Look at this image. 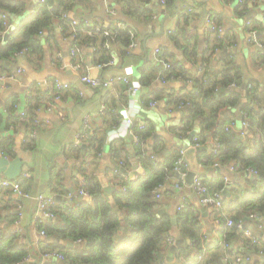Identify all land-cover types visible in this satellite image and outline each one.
I'll return each instance as SVG.
<instances>
[{
	"label": "crops",
	"instance_id": "0c3cea01",
	"mask_svg": "<svg viewBox=\"0 0 264 264\" xmlns=\"http://www.w3.org/2000/svg\"><path fill=\"white\" fill-rule=\"evenodd\" d=\"M25 1V7L19 14L9 16L13 28H17L23 19L29 17L33 11V5L37 4L34 0ZM48 1L45 0V2ZM115 2L114 0H89L86 4L79 2L72 9L70 8L67 18L78 21L81 33L93 35L101 32L105 37H113L114 30L117 29L114 25L121 22L124 25L121 32L127 34L126 36L131 39L127 46L115 42L114 38H107L102 41L100 47L99 38L95 44L77 46L78 52L76 55H71L72 25L69 35L64 37L62 34L63 25L58 19H54V31L49 40L47 39V29H44L40 34L44 47L43 56L30 54L24 57L25 49H22L19 53L21 56L16 62L5 61L3 63L6 69L0 74H14L17 67L23 69L16 76V80L7 82V88L0 96V140L2 137H10L13 140L11 154L3 152L0 146V179L19 180L22 189L30 196L25 198L8 189L0 190V232L2 235L15 232L18 212H22L21 230L18 238L26 245L28 254L24 260L17 264H45V262L47 264L55 260V258H43L42 254L45 252L38 253L40 242L49 237L41 234L43 230L39 228L40 223L46 224L57 219L37 221L36 197L53 195L55 198L59 196V200L68 196L74 197V195H79V190H83L80 187L85 179L97 176L101 180L104 190L107 187L112 188L110 192L105 190L108 198L111 199L115 190L122 192L125 190L121 188H125L123 182L126 179L135 180L145 175L144 152L145 150L148 153L153 151L157 141H161L164 145L159 151L149 153L154 164L165 161V158L176 148L180 150L179 157L182 158V163L179 165L182 172L173 169L169 178L162 183L160 197L155 195L159 203V212L166 211L175 218V210L180 204L194 205L203 224L206 242L217 241V244L215 246L214 244L205 245L202 250H199L193 247L189 238L179 241L178 229L172 228L168 233L167 240L161 245L159 256L154 264L176 263L181 248L189 249L188 254L193 256L197 253L203 254V258L197 264H228L229 261L233 264L232 258L235 255L247 258V261L243 262L244 264H262L260 261H258L259 263L255 261L260 259L264 262V252L246 250L247 246L242 240L226 243L222 239L220 228L215 229L210 221V216L205 215L199 198L187 186L188 184L183 178L189 170L188 164L183 160V145L188 143L194 146V135L191 137L190 133L187 137H181L174 132L182 124L184 105L181 107L180 105L169 106L165 96L178 93L186 94L193 88V83L179 77L162 79L158 72L151 86L148 87L154 95L149 102L153 101L156 104L149 105V102L141 101L142 87L141 92L135 95H132L129 89L124 93L125 83L123 81L115 82L108 90L93 88L80 82L79 75L86 74L105 79L121 76L127 72L130 80L129 85L131 83L140 84V70L146 64L145 62L148 60L158 62L154 50L159 48L161 51L162 48H166L174 54L176 59H181L184 67L191 74L199 76L202 72L199 70L198 63L206 47L213 44L207 43L205 40L208 38L214 41L215 39L213 34H210L212 32H209L206 19V16L210 15L211 19L219 22L218 24L223 27L224 35L232 37L229 45L222 40L220 48L215 51L210 63L211 68L215 67L214 64L218 57H223L231 52L234 61L241 68L244 79L242 85L232 84L231 88H236L244 94L246 87L251 88L249 82H253L259 90L264 92V0H248L242 5V2L238 0H177V10L184 8L189 15L186 32L188 34L196 33L199 39L196 51L189 50L188 55L176 48L170 39V35L175 33L179 25V13L169 9L166 2L131 0V6L124 5L123 8ZM109 7L113 8L116 13L110 14L107 10ZM202 12L205 13V16L201 15ZM5 34L3 33V35ZM49 43H52V47ZM132 43L133 45L130 46ZM193 45L192 43L189 47L191 48ZM110 61L112 63H109ZM74 63H79L80 67L74 68ZM52 80L53 82H51ZM56 82L67 83L68 87L58 90ZM244 83H246L245 88L243 87ZM146 89L147 87L144 91ZM37 91L41 93H38L41 100L36 97ZM5 93L14 96L17 94V102L12 107L15 116L17 115L20 120L9 121V111L5 107ZM31 96H34L33 104L36 102L40 104L41 111L35 112L38 122L20 117L27 111ZM56 96L58 97L56 98ZM114 99L118 101V105L114 107L113 114L118 115V119L115 124L106 129L103 148L97 153L91 151L83 153L88 148L87 141L84 140L81 145H75V137L77 133L86 131L83 129L84 119H87L90 125L88 131L93 132L100 128L105 115L107 116L108 104H115ZM242 101L241 99L236 106L240 108ZM48 107L51 110H47ZM225 112L235 117L229 123L235 125L237 134L243 135L245 133L243 124L246 123L245 114L240 110V117H237L230 108ZM160 114H165L168 118L163 122L164 131L159 130L156 122V117ZM123 115L131 116L138 123H142L143 128L145 121L150 120L154 127L151 137L142 139L133 127L129 133ZM155 133L160 136H154ZM211 137H214L212 131L207 140ZM119 138L126 142V153L125 159H120L117 163L109 143ZM27 141H31L33 147L25 145L24 143ZM133 143L138 144L140 148L138 154H135L132 148ZM83 144L86 145L84 148ZM205 145H208L209 148L202 150L206 151L205 154H197L198 170L196 171L201 174L204 180L221 177L224 182L231 180L232 184L230 183V185L245 186L256 175L246 171H229V167L234 166L232 163L221 162L218 166L212 165L213 162L208 160V154L215 145ZM75 146L79 147L81 151L77 150ZM202 158H206L207 161L203 163ZM24 173L28 175L24 176ZM177 184H183V187L178 189L176 188ZM230 185L226 184L224 191ZM79 197L88 200L91 198L90 195H79ZM224 197L225 201L227 196L224 194ZM56 200L59 201L57 198ZM114 209L120 213V209H117L116 206ZM239 221L242 226L237 230L238 233L251 242L250 238L245 235V231L249 230L256 238L255 243L264 247V213L247 214L242 216ZM124 227L125 224L122 221L120 229L122 230ZM168 238H174L175 243H170ZM60 239L64 242L61 245L66 248H70L66 245L68 242H80V245L73 246L74 248L83 245L81 240L65 241ZM179 247L181 248L179 249ZM58 260L69 264L65 259Z\"/></svg>",
	"mask_w": 264,
	"mask_h": 264
},
{
	"label": "trees",
	"instance_id": "16d2710c",
	"mask_svg": "<svg viewBox=\"0 0 264 264\" xmlns=\"http://www.w3.org/2000/svg\"><path fill=\"white\" fill-rule=\"evenodd\" d=\"M123 8L124 5L131 6V0H114ZM169 9L179 13V25L175 33L170 35L171 41L176 48L183 54H189V50L195 52L199 39L196 33L188 34L187 24L189 15L186 9L177 10V0H164ZM248 0H243L241 5ZM50 2V3H49ZM89 2V0H49L48 2L34 4L32 14L23 19L17 28L7 30V37L3 39L5 25L3 24L6 16L10 23L9 16L19 14L25 7V0H0V72L5 71L3 63L5 61L16 62L19 53L25 49L24 57L30 54H40L43 56L44 47L40 34L44 29L48 30L47 39L53 34L54 19H58L62 27V34L69 35L71 19L67 18V12L77 3ZM115 2V3H116ZM113 4H111L112 6ZM177 10V11H176ZM211 23L219 25L217 21L211 19ZM79 30L75 35V44L77 46L85 44H95L100 38V47L102 41L107 38H114L115 42H120L127 46L131 39L127 34L121 32L122 29H115L114 36H103L101 32L93 35H87ZM114 29V28H112ZM117 31V32H116ZM215 37L214 41L206 39L205 41L213 43L208 45L203 52L200 62L201 74H191L185 67L180 58L176 59L173 53L166 48H162L160 56L170 63V67L163 70L162 62L148 60L141 68L139 83L143 89L141 101L147 103L154 95L151 93L153 79L160 72L162 79L182 78L190 80L193 88L186 94H170L165 96L168 99L169 106L177 107L184 105V115L182 124L174 132L181 137H187L193 130L197 143H205L212 131L217 138L219 146L217 153L212 151L208 154V160L213 162L219 160L225 164L232 163L237 171H246L251 168L256 172L245 186L230 185V193L224 201V210L227 217L234 222H238L242 216L252 213H264V92L259 90L255 83L249 82L251 88L246 87L242 94L231 85H242L241 68L234 61L232 53H227L223 57H218L215 67L211 68L215 51L220 48L222 40L228 45L231 44L232 37L219 34L218 31L210 30ZM5 34V33H4ZM71 34V33H70ZM194 44L191 48L189 45ZM52 47V43H49ZM53 82V80L51 81ZM129 84H125L123 90L126 93ZM147 89L144 91V89ZM40 91H37L38 100ZM43 96V95H41ZM29 97V107L20 117L23 119L34 120L35 109L40 106L37 102L32 103ZM127 97V96H126ZM240 110L245 114L244 120L246 126L244 134L239 135L235 131L226 127L235 117L227 114L225 111L235 107L239 101ZM17 102V94L5 93V107L9 111V121L20 118L14 114L13 105ZM115 104L109 105L106 111L103 124L93 132L87 131L88 148L85 152L97 153L103 148L105 143V132L109 126L117 122L118 115H114V107H117L118 101L114 99ZM190 105H185L189 103ZM113 114V115H112ZM136 133L144 137H151L154 127L150 120H146L144 128L139 130L137 124L132 126ZM13 140L10 137H2L0 146L3 152L11 154ZM195 143V142H194ZM33 147L31 141L24 143ZM163 143L157 141L153 151H159L163 148ZM113 152L115 162L125 159L126 142L123 139H115L109 143ZM81 151L79 147L75 146ZM135 154L140 152L138 144H132ZM149 151V153H153ZM180 150L174 149L165 161L154 164L150 159V154L145 150V175L138 179H126L123 182L125 190H115L111 199L108 198L104 186L97 176H92L84 180L80 187L86 190L90 199H84L79 195L68 199L64 198L56 202L52 207L54 218L46 224L41 222L39 228L45 232L46 236H57L65 241L81 240L83 245L78 248H66L58 243H52L46 240L40 242L38 253L46 251H57L63 254L69 264H154L159 256L161 245L167 240L168 233L174 228L172 224L173 216L166 212H159V203L155 197V190L159 184H162L169 178L176 166V161L180 156ZM206 151L199 152L198 155L205 154ZM165 157V156H164ZM211 191L225 188L226 184L221 177L216 179L204 180ZM120 209L118 213L114 207ZM176 219L175 226L178 229L180 241L183 238H189L193 247L202 250L203 247L217 244V241L206 242V235L203 231V224L200 221L198 211L194 205H184L176 209L174 213ZM53 218V219H54ZM122 221L125 227L121 230ZM225 219H222L220 230L223 240L226 243L242 240L247 246L246 250L253 252H264V247L256 243H251L238 233L236 225L226 227ZM181 247H179L180 249ZM244 248H246L244 246ZM189 249L181 248L178 261L173 264H197V255L188 254ZM28 254L26 245L18 238V234L12 232L2 235L0 232V264H17L24 260ZM262 260H256L255 262ZM259 263V262H258ZM46 264V262H45ZM47 264H57L51 261ZM228 264H232L230 261Z\"/></svg>",
	"mask_w": 264,
	"mask_h": 264
},
{
	"label": "built area",
	"instance_id": "2783aa9c",
	"mask_svg": "<svg viewBox=\"0 0 264 264\" xmlns=\"http://www.w3.org/2000/svg\"><path fill=\"white\" fill-rule=\"evenodd\" d=\"M161 3H165L164 0H160ZM239 2H242V0H238ZM254 1V0H252ZM35 3H43L45 2V0H34ZM114 6V5H112ZM108 12L110 14H115L116 11L109 7ZM4 22L3 24L5 25V31L3 33H6L7 30H9V28L12 27V25L6 20V16L4 15ZM207 19V23L209 26L210 30H217L219 34L223 33V27L220 25H214L211 23V18L210 15L206 16ZM71 25H72V33L70 35V39H72V46L70 49V54L71 55H76V53L78 52V48L77 45L74 43L75 42V35L76 32L79 30L78 28V21L75 19L71 20ZM117 29H122L124 28V25L121 24V22H117L114 25ZM133 45L130 44V46ZM260 46L262 44H259ZM155 55L158 57V61L162 62L163 64V70H166L167 68L170 67V63L165 61L161 56H160V49L156 48L154 50ZM109 63H112L111 61ZM74 68H79L80 64L79 63H74L73 64ZM23 71L22 68L17 67L16 71L13 73H7V74H0V96L4 93L5 89L7 88V82L10 80H16V76H18L21 72ZM79 80L82 83H85L87 85H89L90 87L93 88H101L104 90H108L109 88H111L115 82L117 81H123L125 84H129L130 80H129V75L126 72L123 75H118V76H114V77H109V78H105V79H99V78H95V77H91L89 75L86 74H80L79 75ZM56 87L58 90L61 89H66L68 87L67 83H60V82H56ZM129 91L132 95H135L136 93H140L141 92V86L138 83H131L129 85ZM58 96H56L57 98ZM133 97V96H132ZM149 105H154L156 104V102H149ZM188 105H190V103H187ZM182 105H180L181 107ZM47 110H51L50 107L47 108ZM36 112L41 111V108L38 107L35 109ZM124 117V121L128 126L129 129V133L132 131V126L134 125V123H137L138 128H143V124L142 123H138L137 120H134L131 116L128 115H123ZM35 122H38V118L34 119ZM244 127L247 125L246 123L243 124ZM226 127L230 128L233 131L237 132V128L235 127V125L233 123H228L226 125ZM83 129H85L86 131H82L77 133L76 137H75V145H81L84 140L87 138V131L90 129V125L88 123L87 119H84L83 121ZM193 141L195 142L194 146H201V145H205V144H212L214 147L212 148V153L216 154L217 153V147L219 146V142L217 140L216 137H211L209 140H207L205 143H197V139L196 137H193ZM183 153V151H182ZM206 158H202V162H206ZM182 163V158L179 157L176 161V166L174 167V170H179V165ZM221 162L219 160H214L212 165L214 166H218ZM156 164V163H155ZM229 171H236L234 166H230L229 167ZM182 172V171H180ZM246 172L248 173H252V174H256V172L254 170H252L251 168H247ZM24 176H27V173L23 174ZM226 184L230 185V183L232 182L231 180H225ZM232 184V183H231ZM195 194L196 196L199 198V201L201 203V205L203 206V210L205 215H209L210 216V221L211 223L214 225L215 229L217 230L218 228H220V225L222 224V219H225V223L224 225L226 227H231L233 225H236L238 229H241V222H234L232 221L230 218L227 217V213L224 210V194L223 191L225 188L220 189V190H215V191H211L209 186L207 185V183L204 181V179L202 178L201 174L199 172H195L191 182L187 185ZM163 185L159 184L158 188L155 190V195L157 197H160L161 195V190H162ZM183 187V184H177L176 188L181 189ZM2 189H8L13 191L14 193H16L17 195L21 196V197H25L28 198L30 197L29 194L24 191L22 189L21 186V182L17 179H0V190ZM122 190H124L125 188H121ZM79 195L82 196H89V193L87 191L84 190H79L78 191ZM68 199L72 198V196H68ZM36 200V204H37V221H42V220H46V219H53L54 218V214L52 212V207L56 204L57 200L53 195H49L46 197L43 196H38L35 198ZM186 205V204H185ZM184 207V204H180L177 209H180ZM21 218H22V212L19 211L18 212V217L16 219V225H17V229L15 230V232L17 234L20 235V224H21ZM41 234L43 236L45 235L44 231H41ZM245 235L250 238L251 242L255 243L256 242V238L255 236L252 235V233L249 230L245 231ZM168 241L172 244L175 243L174 238H168ZM223 244V242H222ZM224 246H227L224 244ZM205 250V249H204ZM197 261H201V259L203 258V254L201 253H197ZM43 258L49 259V258H55V259H62L64 260L63 254L57 251H47L45 253L42 254ZM233 260V264H244L243 262L246 260L247 258H244L241 255H235L232 258Z\"/></svg>",
	"mask_w": 264,
	"mask_h": 264
},
{
	"label": "water",
	"instance_id": "95a60500",
	"mask_svg": "<svg viewBox=\"0 0 264 264\" xmlns=\"http://www.w3.org/2000/svg\"><path fill=\"white\" fill-rule=\"evenodd\" d=\"M202 16H205V13L202 12L201 13ZM7 34L4 35L3 39H6ZM5 65H7V63H5ZM244 87H246V83H244ZM193 135H195V131L191 132V137H193ZM154 136H160L158 133H155ZM86 145L83 144L82 147L84 148ZM209 146L208 145H201V146H193V145H189L188 143L183 145V149H184V155H183V160L188 164L189 166V170L188 172L183 176V178L185 179L186 183L189 184L192 180V177L194 175V173L198 170V158H197V154L202 151V150H206L208 149ZM106 192H110L112 190V188H105ZM224 194L228 197L229 196V192L228 189H226L224 191ZM58 200L60 199V197H56ZM172 224L174 226V229H176V219L173 218L172 219ZM46 241L49 242H53V243H58V244H64V242L58 238V237H46L45 239ZM189 240V239H187ZM190 241V240H189ZM80 242H68L66 245L68 247H77L79 246ZM264 260V257H263ZM48 261V260H47ZM54 261H56L58 264H64L63 261H60L58 259H55Z\"/></svg>",
	"mask_w": 264,
	"mask_h": 264
},
{
	"label": "rangeland",
	"instance_id": "374dc122",
	"mask_svg": "<svg viewBox=\"0 0 264 264\" xmlns=\"http://www.w3.org/2000/svg\"><path fill=\"white\" fill-rule=\"evenodd\" d=\"M243 87H244V85H243ZM230 109H231L232 113H235L237 117H240V108L239 107L235 106V107H232ZM166 120H168V118L165 114H160L156 117V122L158 124L159 130L164 131L163 122H165Z\"/></svg>",
	"mask_w": 264,
	"mask_h": 264
},
{
	"label": "clouds",
	"instance_id": "9594fccd",
	"mask_svg": "<svg viewBox=\"0 0 264 264\" xmlns=\"http://www.w3.org/2000/svg\"><path fill=\"white\" fill-rule=\"evenodd\" d=\"M11 28H13V25H12V27H11ZM11 28H9V30H10Z\"/></svg>",
	"mask_w": 264,
	"mask_h": 264
}]
</instances>
